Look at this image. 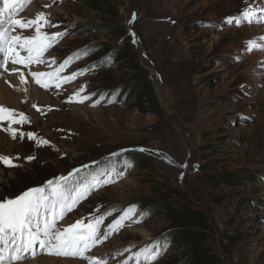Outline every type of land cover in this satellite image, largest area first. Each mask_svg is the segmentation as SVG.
Instances as JSON below:
<instances>
[{"label":"rangeland","instance_id":"1","mask_svg":"<svg viewBox=\"0 0 264 264\" xmlns=\"http://www.w3.org/2000/svg\"><path fill=\"white\" fill-rule=\"evenodd\" d=\"M32 3L57 25L42 31L65 34L44 53L45 63L14 66L32 82L33 66L51 72L68 61L58 75H77L40 87L46 93L36 102L22 96L19 110L2 103L28 122L12 125L16 139L0 122V155L18 157L16 167L0 163V200L73 172L71 188L100 183L61 221L104 216L103 234L128 213L88 253L104 250L106 264H146L135 254L179 230L203 235L219 264H264V64L246 50L250 40L264 45V22L240 15L251 8L264 18V0H16L14 18L33 19L25 12ZM230 17L240 24L226 23ZM93 26L111 34L79 33ZM26 31L34 34L17 29L31 35ZM255 50L264 56V47ZM2 72L0 79L8 75ZM132 80L151 91L157 107L143 91L132 97ZM21 132L49 143L21 139ZM197 212L202 219L194 226L173 221ZM158 247L151 264L183 260L184 241Z\"/></svg>","mask_w":264,"mask_h":264},{"label":"snow or ice","instance_id":"2","mask_svg":"<svg viewBox=\"0 0 264 264\" xmlns=\"http://www.w3.org/2000/svg\"><path fill=\"white\" fill-rule=\"evenodd\" d=\"M21 2L28 3L30 0H21ZM15 3L16 0H3V8L0 9V68L8 71L9 74L19 73L20 82L24 84L28 82L24 72L16 67L9 70L7 65L9 63L22 65L27 69L32 65L45 63L44 53L65 33L49 34L42 31L45 27H57V25L51 24L44 12L36 13L34 19L14 18ZM45 7H50V5H45ZM258 10L264 13V5H261ZM5 13H7V16H5ZM240 15L249 22L254 19L264 22V18L257 17L256 10L251 8H246ZM133 17H135V14H133ZM5 21H7V27L4 26ZM234 22L239 25L241 21L231 17L226 19V23L232 24ZM32 28H34L33 35H24L22 32L17 33V29ZM260 39L264 40V37ZM261 47H264V45L257 44L255 40L246 42V50L248 51ZM67 62L61 64L55 71H29V75L42 88L50 87V82L54 80L68 82L70 79H75L77 73H73L71 77H60L58 75ZM52 63H55L54 58H52ZM56 87H60V84L57 83ZM81 91H83V87ZM75 95L79 96V93ZM87 98L84 97L77 102L82 103L83 99ZM71 100L70 97L69 101L71 102ZM33 107L36 108L37 106L34 104ZM37 110L39 111V109ZM17 116L19 118H16ZM3 121L8 122V127L4 130L13 139H16L17 129L13 128L12 125L28 122V118L23 113L17 114L14 109L0 105V122ZM25 135L28 139H38L31 132L26 134L21 132L20 138L23 139ZM48 143L47 140L38 139V144ZM13 159H18V157L0 155V163L8 167L17 166L13 164ZM27 159L31 160L33 157H27ZM169 162L171 163V161ZM180 167H186V165H180ZM74 171L79 172L78 169ZM73 175V172H69L67 176L49 180L42 187L30 188L15 198L0 200V245L4 246L3 249H0V264L5 262V251H7V264H13L14 261L23 260L25 253L30 252L35 256L37 246L42 251H47L49 255L79 258L86 260L88 264H106L105 261L93 255H88V253L94 246L103 243L113 232L118 231L123 221L128 218V213L125 212L122 217L113 221L108 226L110 231H105L103 234L100 232V225L104 221V216L89 219L87 223H85V218H81L62 228L59 227L58 221L63 220L75 208L76 204L86 198L87 193L100 183L94 179L93 183L71 188L69 185ZM161 251L158 246L154 245L145 247L137 252L135 256L138 261L142 257L146 264H151L152 261L158 258Z\"/></svg>","mask_w":264,"mask_h":264},{"label":"bare ground","instance_id":"3","mask_svg":"<svg viewBox=\"0 0 264 264\" xmlns=\"http://www.w3.org/2000/svg\"><path fill=\"white\" fill-rule=\"evenodd\" d=\"M25 12L27 13V16L29 18H33L34 19L36 13L38 12V9L36 8L35 4L32 3L30 9L28 8ZM26 33L31 34L30 32H27V31H26ZM260 43H264V42H260ZM249 52L251 54L250 55L251 56V60L254 63L256 61H258V60H262L263 64H264V60H263L264 56H263L262 53L257 52L255 49H253L252 51H249ZM7 67H8L9 70H11L15 66L12 65L11 63H9L7 65ZM31 69L32 70L33 69L37 70V67L34 68V66H33V67H31ZM1 73H3L2 72V68H0V74ZM4 73L8 74V75H4V77H2L0 79V105H3L2 103L6 102L8 104L14 105V107L19 110L18 101L22 98V96H26L27 98H32V100H35V99L40 98L42 94L46 93V92L43 93L44 91H42V89L39 90L40 86L35 84L34 81L32 82L27 77H25V78H26V80L28 82L22 84L20 82V79H19V73H15L16 75L9 74L8 71H4ZM35 102H36V100H35ZM67 224H70V223L66 222V220H65V221H61L60 223H58V226L62 228L64 226H66ZM38 252H39V254L44 252V253H46L45 256H48V257H42V256L41 257H37L36 255H37ZM25 254H24V256H25L24 262L14 261L13 264H16V263L17 264H87V261L83 262V261H80V260H77V259H74V258H71V257H67V258L61 259V258H58V256L49 255L47 253V251H42L41 249H39V251L37 250L35 256H33V255L32 256L31 255H27L26 256ZM6 255H7V253H6ZM91 255H93V256L101 259V260H103L105 258L104 250H100V249L96 250V252L91 254ZM35 257H36V259H33ZM30 259H32V260H30Z\"/></svg>","mask_w":264,"mask_h":264},{"label":"trees","instance_id":"4","mask_svg":"<svg viewBox=\"0 0 264 264\" xmlns=\"http://www.w3.org/2000/svg\"><path fill=\"white\" fill-rule=\"evenodd\" d=\"M86 32H95L98 34H111L108 30L99 27V26H93L89 28H84L79 31V33L84 34ZM135 70L138 71L139 73H144V70L138 65L135 64ZM148 85V82H146L143 85ZM130 92H133L132 97L136 98L140 95H148L150 100L152 101L154 107H157L158 104L153 97L152 93L150 90H144V86L138 85L136 80H132L130 84H128V87ZM127 89V91H128ZM128 91V92H129ZM143 93L141 94V92ZM141 103V102H140ZM143 103V102H142ZM141 103V104H142ZM130 158L133 160H136V157L138 155H130ZM74 186V185H73ZM167 208L165 205L159 206V209ZM168 209V208H167ZM147 210L153 211V207H147ZM148 215V214H147ZM143 217V216H142ZM145 219H147V216H144ZM202 219V214L197 212L196 214H182L180 217L175 218L173 221L174 223L178 224L180 229H184L186 227H191L194 226L193 223L196 221ZM169 240L173 241H184V247H185V252L183 254V260L177 262L176 264H219V262L216 260L215 257H213L209 250L205 247L204 245V237L203 235L199 233H189L187 230H179V232L176 234L174 238H168L164 240L163 242H157L156 244L160 246L163 243H167ZM159 257V256H158Z\"/></svg>","mask_w":264,"mask_h":264}]
</instances>
